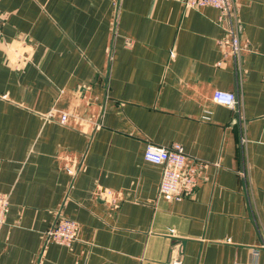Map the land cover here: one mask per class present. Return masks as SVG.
Listing matches in <instances>:
<instances>
[{"label": "crops", "instance_id": "crops-1", "mask_svg": "<svg viewBox=\"0 0 264 264\" xmlns=\"http://www.w3.org/2000/svg\"><path fill=\"white\" fill-rule=\"evenodd\" d=\"M234 6L236 54L212 6L0 0V264H264V0ZM173 142L200 168L180 200L143 158Z\"/></svg>", "mask_w": 264, "mask_h": 264}, {"label": "built area", "instance_id": "built-area-1", "mask_svg": "<svg viewBox=\"0 0 264 264\" xmlns=\"http://www.w3.org/2000/svg\"><path fill=\"white\" fill-rule=\"evenodd\" d=\"M184 7L199 8L212 6L219 11L218 21L224 26L226 36L223 42L227 43L233 53L241 50L238 19L235 11L234 0H179ZM227 21V26L224 24ZM173 57L174 54L170 53ZM212 100L217 104L233 107L237 103V96L232 91L216 90ZM67 115L62 113L59 121L66 122ZM143 158L151 163L161 165V177L158 194L166 200H180L193 193L199 178L200 168L192 163H187L183 146L179 142H173L169 147L156 146L147 143L143 152ZM69 173L73 174L72 170ZM9 210V194L0 192V228L5 223ZM79 223L64 216H58L46 231L47 240L57 244L71 245L78 238ZM170 264H180L174 259ZM236 264H246L237 262Z\"/></svg>", "mask_w": 264, "mask_h": 264}, {"label": "water", "instance_id": "water-1", "mask_svg": "<svg viewBox=\"0 0 264 264\" xmlns=\"http://www.w3.org/2000/svg\"><path fill=\"white\" fill-rule=\"evenodd\" d=\"M224 23H225V25L227 26V21H226V20H225V22H224Z\"/></svg>", "mask_w": 264, "mask_h": 264}]
</instances>
